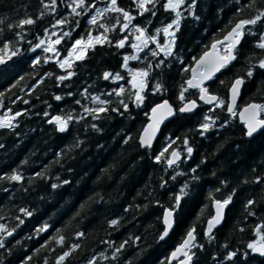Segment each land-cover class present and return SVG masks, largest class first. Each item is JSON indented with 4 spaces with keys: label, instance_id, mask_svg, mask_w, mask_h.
I'll use <instances>...</instances> for the list:
<instances>
[{
    "label": "trees",
    "instance_id": "trees-1",
    "mask_svg": "<svg viewBox=\"0 0 264 264\" xmlns=\"http://www.w3.org/2000/svg\"><path fill=\"white\" fill-rule=\"evenodd\" d=\"M191 3L185 0L173 12L165 10L164 0H154L137 15L133 0H117L116 7L133 17L129 22L123 12L104 11L111 0H86L85 8H77L81 15L72 12L73 0H0V56L5 57L0 64V117L21 113L14 127L0 128V264H175L167 260L168 253L192 229L195 246L189 249V264H264V257L247 247L258 237L257 225H264V130L247 138L236 115L248 102L264 105V69L256 67L252 77L246 75L250 62L264 58V50L256 47L264 22L246 26L237 59L204 86L227 103L231 82L243 77L235 115L217 103H200L190 115L177 111L199 95L186 82L193 62L234 23L264 10V0H196L190 11ZM177 13L171 54L161 52L163 37H155L156 31L177 19ZM93 16L96 24L90 23ZM25 18L34 23L9 29ZM58 20L66 22L58 25ZM131 28L144 29L155 41L149 40L126 69L129 48L118 42ZM47 35L61 54L90 35L100 36L102 43H93L71 68H61L40 44ZM16 49L18 54L9 59ZM130 69L148 72L139 104ZM69 72L73 75L58 79ZM117 74L121 79H115ZM164 97L175 113L154 146L142 148L138 137L148 111ZM101 107L107 111H85ZM260 112L264 118V110ZM54 115L73 117L64 132L49 123ZM203 124L210 125L207 131ZM176 147L182 160L169 166L168 154ZM188 147L193 149L190 156ZM13 174L22 179L10 180ZM186 184L177 207L175 197ZM230 195L223 224L206 236L212 201ZM249 200L254 203L246 207ZM167 208L174 213V226L160 241ZM112 220L118 223L112 225ZM65 252L69 255L61 261ZM232 252L236 255L227 259Z\"/></svg>",
    "mask_w": 264,
    "mask_h": 264
},
{
    "label": "snow or ice",
    "instance_id": "snow-or-ice-1",
    "mask_svg": "<svg viewBox=\"0 0 264 264\" xmlns=\"http://www.w3.org/2000/svg\"><path fill=\"white\" fill-rule=\"evenodd\" d=\"M54 2V0H53ZM137 2V6L138 8L142 9L144 12H147L149 9L146 7V5L148 4H152L154 3V0H136ZM73 3L75 4V7H72V12L75 15H81L80 12H77V8H85V3L86 0H73ZM117 4V0H111V6L109 8L104 9V11H116V12H123V16L125 18V20L127 21H131L133 19V17H131L129 15L128 12L124 11L121 8L116 7ZM185 4V0H167V2L165 3L164 7L165 10H171L173 12H175L180 6ZM196 4V0H192V3L188 5V9L191 11V9L194 8ZM88 7H91V5H87ZM99 15H102L103 13H98ZM154 14V13H153ZM66 21L65 20H58L56 23L59 24H64ZM258 22H264V10H258V14H256L254 17L250 18V19H242L240 21H238L237 23H235L234 27H232L231 31L228 33V35L225 37L226 41H229V43L226 45L225 47V51L222 55L217 54L215 60L211 63V64H206L205 63V59L204 57H202L199 61H197L198 65H201L202 67L205 68V73H203L201 75V78L199 80L198 83H193L192 79H189L187 81L189 87H194V88H198L201 95H200V99L204 100L206 103H213L214 101L217 102V106H226L227 111L230 114L235 115L234 112V105H235V100L236 97L240 94V89L241 86L245 83V80L243 77H238L231 85L230 88V92H231V100L230 102H225L224 100H221L220 98H218L215 95H211L208 91V89L206 87H203V82L205 80H210L212 79L213 75L216 72H219L221 69L225 68L226 66H228L232 61L237 59V55L235 54V50L237 48V46L240 44L242 37L245 35V29L246 26L248 25H256ZM34 23V20L32 18H25V19H21L19 20L18 24L16 25H12L9 24L8 27L9 29H12L13 27H18V28H22L25 25H31ZM90 23L92 24H96L97 23V18L95 16L92 17V19L90 20ZM173 25H176L177 28L179 27V13H177V19L173 20L171 24L167 25L165 28H163V32L165 33H169V29L173 27ZM100 27H105L104 25H100ZM128 24H124L123 28H127ZM105 31H107V29H105ZM137 31L140 33L139 36L136 37L137 40H140L141 43L144 46H147V43L149 40L155 41V37L152 36H146V32L144 29L141 28H137ZM171 35V33H169ZM65 36L69 35L68 33H64ZM44 41L41 40L40 44H43ZM55 44H59L60 40H56L54 42ZM92 38L91 36L89 37V40L87 42V45H84V42L82 40H76L75 44L73 45V49H76L77 46H86V47H90L92 46ZM95 43H102V39L100 36H96L95 37ZM223 43L222 41H217L216 43H214L212 45L213 50L215 51L217 48V44H221ZM40 44H37L36 47H40ZM125 44V41L122 39L118 42V46L123 47ZM134 47L139 49V45H135ZM256 47L264 50V34H261L260 36V40L257 42ZM8 49H9V45L8 43L4 44V51H5V55H7L8 53ZM44 51H55L54 48H52L51 46H49L48 48H45ZM19 52V49L13 50L11 51V56H9L8 58L10 59L12 56H16ZM168 54H171V48L169 47L168 49ZM71 55V53H70ZM153 56H156L157 53L155 51L152 52ZM209 55V53H205V57H207ZM77 59H84V54H83V48H81V54L77 55L76 57ZM128 59H136L135 56L132 57H125V61H127ZM5 62V57L4 56H0V64H3ZM38 61H35L34 63H36ZM65 65H67L69 68L72 67V64L69 60L65 59L61 64L60 67L64 68ZM258 67L260 69H264V58L259 59V61L256 64H252L250 62L249 68L247 70L246 75L248 77H252L253 76V72L254 69ZM73 73L69 72L67 77H59L58 79L60 80H64L67 79L68 77L72 76ZM139 76H143L146 77L148 76V72L147 71H140L138 72ZM110 76L109 73H105L104 74V78L108 79ZM115 79H121V77L119 76V74H117L115 76ZM134 81H135V77H133ZM133 87H137V85L134 83ZM143 83H141L138 87V90L135 93V100L136 102L139 104L141 102H143L144 100V96L141 94V92L143 91ZM156 89L159 90L160 89V85L157 84L156 85ZM117 95H119V93H117ZM57 100H60L61 97L57 96L56 97ZM100 104H105L107 103V101H102L99 100V98H95ZM181 100L184 99L183 93H181ZM25 103H27V101H25ZM125 109H127V105H124ZM197 107L196 101L193 100L191 102L185 103L183 107H181L179 109L180 112H189L192 111L193 109H195ZM157 109H166L167 110V115H172L173 114V110L172 107L169 105L168 101H164L162 104L157 105L155 108L152 109L153 113L157 112ZM249 109L253 110L252 112V117L249 120L245 121V125H246V135L248 136H252L255 133H257L259 130H264V119H257L256 116L259 114L260 110H264V105H258V104H250L247 106V108L245 109V111H248ZM86 112H93V113H101V112H105L107 111L106 108H97V109H85ZM113 111H116V109H113ZM21 115V113L17 112L15 114V116H8L5 115L4 117H0V128H12L15 125L13 124V121L15 120L16 116ZM97 116H93V119H96ZM73 119V117L71 115H69L67 117V119L61 118L60 116H56L52 118V121H49L50 123L55 121L58 127V130L60 132H64L67 128H68V121ZM207 119V117H206ZM158 123L155 125V127L158 128ZM93 128H96V125H92ZM210 125L209 124H203L202 128L207 131L209 129ZM145 133H148V129H145ZM155 135V132L153 131L152 136ZM141 145L142 146H148L151 147V137L146 138L145 135L141 136ZM187 140H185V144H187ZM164 151H167V149H165ZM187 152L189 154V156L192 154L193 149L191 147L187 148ZM164 155V152L162 151L160 153V155H158L156 157L157 161H160L161 157ZM172 159H168L167 163L169 166H172L173 164L176 163V161L178 159H180V156L177 152L173 151L172 152ZM193 171H195V169H193ZM41 175V174H38ZM10 180L12 181H19L22 179V177L20 175L17 174H13L12 176L8 177ZM53 187H56V185H53ZM187 188V184L184 186V188L181 189V194L177 195L175 197L176 200V206H179L180 200L182 198V195L185 192V189ZM232 200V196H228L226 199L224 200H217L215 201L216 204V215L210 219L208 221V225H207V230H206V235H209L212 233L213 228L218 225L219 223H221L222 217H223V210L224 208L231 202ZM254 203V201L249 200L247 202L246 207L252 205ZM21 211H24L26 215H31L30 212H26V210L21 209ZM250 215L252 213H249ZM172 216H173V211L172 210H166L165 211V215H164V220L163 223L165 225L164 227V231L163 233L160 235V240H163L167 235L169 230L172 228L173 226V221H172ZM21 223H23V221H21ZM112 225H116L118 222L116 220H112L110 222ZM3 225H0V229H3ZM243 230V229H241ZM256 234L257 236L260 237L259 242L257 241H252L250 243H248L247 247L248 249L251 250V252L253 253H258L260 256L264 257V235H261V233H264V225H257L256 229ZM195 229L190 230L187 233V237L188 239H185L184 242L181 244V246L179 248L176 249L175 252H173L172 256L173 258L176 257L177 253H181L183 252L184 257L186 258V260H191L192 257L189 255L188 251H185V249H188L190 246H195L192 244V241L195 240V235H194ZM9 235H11V233H8ZM82 235V234H80ZM63 238L61 237V240ZM59 242V241H58ZM0 247H3V244L0 243ZM123 247V245L121 246ZM117 252L119 251V249L116 250ZM69 253L65 252L59 259L62 261L64 259V257L68 256ZM115 255V253H114ZM236 255V253L232 252L228 254L227 259H232L234 256ZM89 264H91V261L89 262ZM182 264H184V262H182Z\"/></svg>",
    "mask_w": 264,
    "mask_h": 264
},
{
    "label": "water",
    "instance_id": "water-1",
    "mask_svg": "<svg viewBox=\"0 0 264 264\" xmlns=\"http://www.w3.org/2000/svg\"><path fill=\"white\" fill-rule=\"evenodd\" d=\"M133 1H135V0H133ZM239 21H240V20H239ZM237 22H238V21H237ZM237 22H236V23H237ZM234 25H235V23L231 26V28H230V29H229V30H228V31H227V32H226L221 38H219V39H217V40L211 42V43L209 44L208 48H207V49H206L201 55L198 56V58L193 62L192 66L190 67V76H189V78L187 79V81H188L189 79H192V80H193V83H198L199 80H200V78H201V75H202L203 73H205V68L202 67L201 65H198V64H197V61H199L202 57H204V59H205V63H206V64H211V63L215 60L217 54H220V55L223 54V53L221 52V46H223V45L229 43V41H226V40H225V37L228 35V33L231 31V29H232V27H234ZM243 37H244V36H243ZM243 37H242V39H243ZM242 39H241V41H242ZM217 41H222L223 43H221V44H217V48H216V50L214 51L213 48H212V45H213L214 43H216ZM240 43H241V42H240ZM239 45H240V44H239ZM239 45H238V46H239ZM238 46H237V47H238ZM205 53H209V55H208L207 57H205ZM223 69H224V68H223ZM223 69H221L219 72H216V73L213 75V77L219 75V74L223 71ZM213 77H212V78H213ZM237 78H238V77H237ZM237 78L233 79V81L231 82V84H230V86H229V88H228V91H227V102H230V100H231V92H230V88H231L232 83H233ZM210 80H211V79H210ZM210 80H205V81L203 82V85H202V86L204 87V85H205L207 82H209ZM187 81H186V82H187ZM187 85H188V83H187ZM188 87H189V85H188ZM190 88H194V87H190ZM197 89H198V88H197ZM198 90H199V89H198ZM240 90H241V89H240ZM210 94H211V95H215V96L218 97L217 94H212V93H210ZM200 95H201V93H200V91H199V95H198L197 99H190V100H186V101H184V102L180 105V107L178 108L177 111L180 112L179 109H180L181 107H183L185 103L191 102V101H193V100L196 101L197 107H196L195 109H193L192 111H189V112H180V113H184V114H188V115H190V114H193V113L197 110V108H198V106H199L200 103L203 104V105H205V106H211L212 104H215V103H216V101H214V102L211 103V104L206 103L204 100H201V99H200ZM239 97H240V94L236 97L235 105H234V110H235V108L237 107V104H238V101H239ZM165 100L168 101L169 105L172 107L173 114H172V115H167V110H166V109H157V112H156V113H153L152 109L155 108L157 105L162 104ZM250 104H258V105H259L258 102L251 101V102H248V103L242 105V106L238 109V111H237V117H238V120H239V122H240L241 124L244 125V130H245V132H246L245 121H246V120H249V119L252 117V112H253V110H251V109H249L248 111H245V109L247 108V106L250 105ZM174 113H175V107H174V105L169 101V99H168L167 97H164L161 101L155 103V104L149 109V111H148V116H147V117H148V120H147L146 124L143 126L142 130H141L140 133H139L138 141H139V143H140V145H141V139H140V138H141L142 135H145L146 138L151 137V147H148V146H142V145H141L142 148H148V149H151V148L154 146L155 142L157 141V139H158V137H159V135H160V130H161V128H162V127H163V126H164V125L170 120V118L174 115ZM56 116H58V115H54V116H52L51 119H50L49 121H52V118H53V117H56ZM256 118H257V119H264V118L261 116V112H260V111H259V114L256 116ZM157 122H159V123H158V128L155 127V125L157 124ZM49 123H50V122H49ZM51 123H56V122L53 121V122H51ZM145 129H148V133H147V134L145 133ZM153 131L155 132V135H154V136H152ZM261 131H262V130H259L257 133H255V134L252 135V136H248V135H246V137H247V138H251V137L257 135V134H258L259 132H261ZM173 151L177 152V153L179 154V156H180V159H178V160L176 161V163H175V164H177V163H179V162L182 160V154L178 151V149H173V150L169 153L167 160L173 158L172 155H171ZM175 164H173V165H175ZM263 195H264V189H263ZM215 201H217V200L215 199V200L212 201V204H211L212 215H211V216L207 219V221H206L204 233H206L207 225H208V221H209L210 219H212V218L216 215L217 209H216ZM221 201H222V200H221ZM166 210H170V209L167 208V209L164 210V213H163V216H162V222H163V220H164V215H165V211H166ZM225 212H226V207H225L224 210H223V217H222L221 223H219L218 225H216V226L213 228L212 233H213L214 229H217L218 227H220V226L223 224V221H224V218H225ZM173 214H174V213H173ZM172 221H173V226H174V218H173V216H172ZM173 226H172V228L169 230L168 235H167L163 240H160V239H159L160 241H164L165 239H167V238L169 237V235H170L171 232H172ZM163 227H165L164 223H163ZM163 231H164V228H163ZM163 231H162V233H163ZM212 233H211V234H212ZM211 234H210V235H211ZM194 235H195V234H194ZM205 235H206V234H205ZM206 236H209V235H206ZM185 239H188L187 234H186V236L184 237L183 241H182L180 244L176 245V246H175V247L169 252L168 257H167V260H168L169 262L176 261L175 264H182V262H184V264H189V263H190V260H186V258L184 257L183 252H181V253H177V255H176L175 258H173V256H172L173 252H175L176 249L179 248V247L181 246V244L184 242ZM194 241H195V240L192 241V244L194 243ZM190 247H191V246H190ZM190 247H189L188 249H185V251H188V252H189Z\"/></svg>",
    "mask_w": 264,
    "mask_h": 264
},
{
    "label": "rangeland",
    "instance_id": "rangeland-1",
    "mask_svg": "<svg viewBox=\"0 0 264 264\" xmlns=\"http://www.w3.org/2000/svg\"><path fill=\"white\" fill-rule=\"evenodd\" d=\"M167 2V0H164V5L165 3ZM137 4V2H136ZM146 7L149 9V7L146 5ZM137 12V15L141 14L143 12L142 9L136 11ZM171 22H169L167 25L171 24ZM167 25L165 26H162L160 28V30L156 31V35L155 37L158 36V34L160 33V35L163 37V41H162V44L158 46V49L161 51V52H165V51H168L169 47L171 48L172 46V43H173V36H174V32L175 30L177 29V26L176 25H173L172 28L169 29V33H171V35L169 33H165L163 32V28H165ZM140 33L137 31V28H131V31L128 32V34L124 35V38L126 39V42L124 44V47H128L129 48V56H126V57H132V56H135L138 51L144 46L140 40H137L136 37L139 36ZM91 38H92V41L93 43H95V37L94 35H90ZM89 36V37H90ZM89 37L85 38V39H78V40H82L84 42V45H87V42L89 40ZM52 40L53 39H50V37L47 35V37L45 39H43L44 43L42 44L45 48H48L49 46H51L52 48L55 49V47L52 45ZM55 40H57V38H55ZM76 42V41H75ZM75 42L72 44V46L66 51L65 54H61L60 52H58L56 49L55 51H48V55H51L52 58L56 59L57 63L60 64L65 60H69L70 62H72L73 60L77 59V55L81 54V48H83V54L84 52L87 50V48L89 47H86V46H77L76 49H73V45L75 44ZM92 43V44H93ZM135 45H139V49L134 47ZM225 47L223 48V51L221 49L222 52L225 51ZM71 53V55H70ZM131 60V59H128L125 63V67L126 69H128V61ZM67 66V65H65ZM140 71H144V70H140V69H130V73H131V77H130V84L132 86V88L134 89V93H136V91L138 90V87L141 83H143V85L145 86V80H146V77H143V76H139L137 75L138 72ZM133 77H135V81L133 79ZM136 84L137 87H133V84ZM144 89V87H143ZM142 94V92H141ZM162 100V99H161ZM160 100V101H161ZM260 240V237L258 236L257 239L255 241L259 242Z\"/></svg>",
    "mask_w": 264,
    "mask_h": 264
},
{
    "label": "flooded vegetation",
    "instance_id": "flooded-vegetation-1",
    "mask_svg": "<svg viewBox=\"0 0 264 264\" xmlns=\"http://www.w3.org/2000/svg\"><path fill=\"white\" fill-rule=\"evenodd\" d=\"M135 3H136V0L134 1ZM138 10H140V8H138V6L136 5V7H135V11H138ZM171 22V21H170ZM168 24V23H167ZM167 24H165V25H167ZM164 25V26H165ZM227 45V44H226ZM225 45V46H226ZM236 115H237V112H236ZM238 118V117H237ZM238 122H239V120H238ZM240 123V122H239ZM241 124V123H240ZM241 125H243V124H241ZM243 129H244V125H243ZM245 131V130H244ZM245 134H246V132H245ZM173 149H178L179 151H180V149L178 148V147H176V148H173Z\"/></svg>",
    "mask_w": 264,
    "mask_h": 264
},
{
    "label": "bare ground",
    "instance_id": "bare-ground-1",
    "mask_svg": "<svg viewBox=\"0 0 264 264\" xmlns=\"http://www.w3.org/2000/svg\"><path fill=\"white\" fill-rule=\"evenodd\" d=\"M243 38H244V37H243ZM221 52H222V51H221ZM216 103H217V102H216ZM216 103H215V104H216Z\"/></svg>",
    "mask_w": 264,
    "mask_h": 264
}]
</instances>
